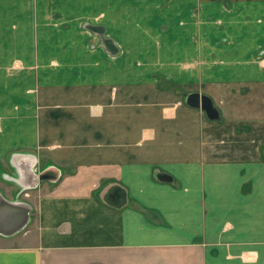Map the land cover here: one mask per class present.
<instances>
[{
  "label": "crops",
  "instance_id": "0c3cea01",
  "mask_svg": "<svg viewBox=\"0 0 264 264\" xmlns=\"http://www.w3.org/2000/svg\"><path fill=\"white\" fill-rule=\"evenodd\" d=\"M195 1H140L129 66L131 0H0V264H264V0Z\"/></svg>",
  "mask_w": 264,
  "mask_h": 264
},
{
  "label": "rangeland",
  "instance_id": "374dc122",
  "mask_svg": "<svg viewBox=\"0 0 264 264\" xmlns=\"http://www.w3.org/2000/svg\"><path fill=\"white\" fill-rule=\"evenodd\" d=\"M140 1H142V0H131V4H129L131 7H128L126 9V11H128V21H127L129 23L128 25H124L123 26V25H121V24H119L118 22H115V21H113V23H111L109 25L111 31H113L118 37L115 40H116L117 44L119 45V48L121 47L120 44H122V46H123L124 55L122 56L121 59H122V61H125V62L127 60L128 61L127 63H128L129 66H133V65L139 64L140 60H142V56L140 55L139 57H137L135 55L136 51L134 50L135 46H133V41L132 40L128 39V37H123L124 38L123 41H119V38H120V34L121 33L126 35V34L134 32V34H135V32L138 31L136 29L124 30V27L138 26V24L135 21L137 20V15H138L137 13L140 11V9L136 8V6H137V4H140ZM213 4H214L213 2H211V3L209 2V6L207 8H202V7H200V5L195 0H193L191 7H187V8L178 7V8H176L175 9L174 23H173L175 29L177 27H180V28L183 29L185 27V25H186V24H184L185 19H186V21L187 20L190 21L189 24L191 25V28L193 30L196 29V28H199L200 25H201V22H203V20H205V19L208 20L209 25L220 21V18H221L220 16L221 15L219 13V9L218 8L217 9L214 8ZM196 5H198V6H196ZM224 7H226V5ZM224 7H221V8L224 9ZM113 8L111 9V12L115 11V9H113ZM230 8L231 9H226V10H230L231 11V10H233L234 7L233 8L230 7ZM102 17L101 16L98 17V15H97L96 17H93V18H96V19L97 18H99V19L101 18L102 19ZM153 18L154 17H150L148 19V21L146 22V25L148 27V28L147 27L146 28L148 29L149 34H150V40H147V41H151L155 37L154 33L157 32L158 30L159 31H164L165 30V28L163 29L161 27V23L162 22L159 21L158 19H155V21H154ZM194 22H196V23L194 24ZM67 23L68 22H64L63 25L62 24H57V27L59 28V26H63V27H66V26L72 27L73 26L72 24L68 25ZM76 25H75V27H76ZM83 25L80 22L78 24V28H80V30H81L82 27H83L82 31H85V33H87V35L89 37L88 46L91 47V48H94V47L97 48L99 46L101 47V45L103 46V44L100 42L101 41L100 37L98 35L94 36V34H93L94 32L92 30H90L87 26L84 27ZM97 25H100V24H97ZM32 26L34 27V30L36 32L40 31L38 23L37 24H32ZM52 26H54V25H52ZM112 26H114V28H111ZM213 26L215 27L216 25H213ZM52 28H54V27H52ZM64 30H67V29L64 28ZM177 31H181L182 32L183 30L178 29ZM186 31H189V30H186ZM186 31H184V32H186ZM104 35H109V36L111 35L112 36L113 34H111L109 32L107 34L105 33ZM141 43H142V41H141ZM119 48H118V52H120V54L117 55V56L121 55V50H120L121 48L120 49ZM110 87H111L110 91L112 92L111 94H113V95L117 94L116 93V90L118 91L117 87L115 85H111ZM186 87L183 88V90H181L182 93H183V101H184V94L190 92V91L187 90L190 87L189 86H186Z\"/></svg>",
  "mask_w": 264,
  "mask_h": 264
},
{
  "label": "water",
  "instance_id": "95a60500",
  "mask_svg": "<svg viewBox=\"0 0 264 264\" xmlns=\"http://www.w3.org/2000/svg\"><path fill=\"white\" fill-rule=\"evenodd\" d=\"M83 26H87L96 35H98L101 39L100 42L106 49L110 51V53L115 54L118 51L113 38L104 35L105 28L103 25L91 24L89 22H86ZM184 102L191 107L200 108L201 110H203L209 119H220L217 107L214 105L211 97L205 93H201L199 91H190L184 94ZM160 176H162L161 180L172 181L171 177L169 179V176L165 174Z\"/></svg>",
  "mask_w": 264,
  "mask_h": 264
}]
</instances>
